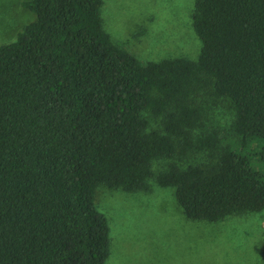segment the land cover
<instances>
[{
  "label": "trees",
  "instance_id": "16d2710c",
  "mask_svg": "<svg viewBox=\"0 0 264 264\" xmlns=\"http://www.w3.org/2000/svg\"><path fill=\"white\" fill-rule=\"evenodd\" d=\"M101 4L22 1L35 19L0 45V264H104L99 186L154 177L192 221L264 209V0H195L197 60L146 63L112 42ZM203 91L227 104L231 133L206 126Z\"/></svg>",
  "mask_w": 264,
  "mask_h": 264
},
{
  "label": "rangeland",
  "instance_id": "374dc122",
  "mask_svg": "<svg viewBox=\"0 0 264 264\" xmlns=\"http://www.w3.org/2000/svg\"><path fill=\"white\" fill-rule=\"evenodd\" d=\"M25 0H0V45L35 19ZM102 28L112 42L141 63L186 57L196 61L201 40L192 26L195 0H101ZM206 126L231 133L227 104L201 92ZM207 161L205 152L153 162L154 174L169 163L180 168ZM146 191L126 192L99 186L95 205L109 226V254L104 264H262L264 209L215 222L187 219L172 187L148 180Z\"/></svg>",
  "mask_w": 264,
  "mask_h": 264
}]
</instances>
